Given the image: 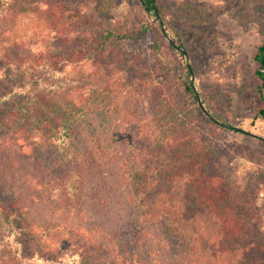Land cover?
Segmentation results:
<instances>
[{
	"label": "rangeland",
	"instance_id": "obj_1",
	"mask_svg": "<svg viewBox=\"0 0 264 264\" xmlns=\"http://www.w3.org/2000/svg\"><path fill=\"white\" fill-rule=\"evenodd\" d=\"M27 6L37 18L35 31L11 53L23 71L42 74L44 59L29 47L60 38L68 42L67 55L85 59L77 68L84 83L95 79L111 86L113 73L123 67L130 74L125 84L130 92L118 110L108 114L100 107L105 122H99V132L76 133L85 152L80 161H66L52 143L0 128V193L29 205L34 234L26 245L30 253L59 248L62 253H55L61 257L80 243L85 264H136L142 259L148 264H181L179 241L161 225L136 245L139 213L126 173L130 155L153 137L149 105L155 89L184 119L189 107L181 83L187 65L203 106L253 135L207 126L217 134L229 179L240 189L257 188L264 217V102L255 61L264 45V0H156L165 22L139 0H17L11 9L14 21ZM11 27L9 20L1 21L0 38ZM109 29L144 35L102 55L98 42ZM171 42L183 44L186 55L181 57ZM80 174L82 180L73 178ZM71 179L81 189L77 201L67 205L57 195ZM30 196L38 203L31 204Z\"/></svg>",
	"mask_w": 264,
	"mask_h": 264
},
{
	"label": "trees",
	"instance_id": "obj_2",
	"mask_svg": "<svg viewBox=\"0 0 264 264\" xmlns=\"http://www.w3.org/2000/svg\"><path fill=\"white\" fill-rule=\"evenodd\" d=\"M139 1L165 22L156 0ZM16 5L17 0H0V22L12 23L8 35L0 38V128L18 129L22 138L52 143L66 161H80L85 152L76 133L86 129L99 132L97 126L105 119L100 107H106L108 114L118 110L121 99L130 92L125 87L130 74L123 67L113 73L111 86L99 85L95 79L84 83L77 68L85 59L79 56L73 60L74 53L67 55L68 42L60 38L45 46L30 45L32 52L44 59L42 74L23 71L22 63L11 53L21 42H28L37 18L27 6L14 21L11 9ZM139 35L144 32L109 29L98 46L104 55L107 48L117 50ZM171 45L181 57L186 55L183 44ZM255 61L264 102V45ZM186 75L181 83L187 96L184 105L189 107L184 119L177 117L174 104L163 100L155 89L149 105L153 137L130 155L126 176L139 213L136 245L144 235L151 234V228L161 225L179 241L181 264H264V217L257 188L240 189L229 179L219 155L217 134L207 126L242 134L245 131L220 120L204 106L203 111L200 103L205 102L190 80L188 65ZM73 178L79 181L83 175ZM77 183L73 179L66 182L63 192L57 195L61 203L71 205L77 201L81 189ZM36 201L30 196L31 204ZM28 209L29 205L0 193V264H85L86 256L79 253L80 243L61 257L56 255L62 253L59 248L30 253L26 245L34 234ZM136 264L148 263L142 259Z\"/></svg>",
	"mask_w": 264,
	"mask_h": 264
},
{
	"label": "water",
	"instance_id": "obj_3",
	"mask_svg": "<svg viewBox=\"0 0 264 264\" xmlns=\"http://www.w3.org/2000/svg\"><path fill=\"white\" fill-rule=\"evenodd\" d=\"M200 106H201L202 110L205 111V109H204L202 103H200ZM208 115H209V114H208ZM245 134H247V135H251V133H249V132H245Z\"/></svg>",
	"mask_w": 264,
	"mask_h": 264
}]
</instances>
